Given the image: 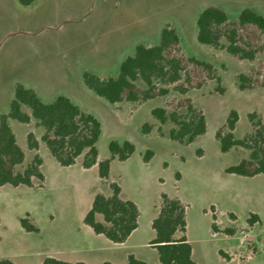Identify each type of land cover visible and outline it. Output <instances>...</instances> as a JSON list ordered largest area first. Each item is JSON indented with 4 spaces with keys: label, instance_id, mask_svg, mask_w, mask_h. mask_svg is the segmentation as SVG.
<instances>
[{
    "label": "rangeland",
    "instance_id": "1",
    "mask_svg": "<svg viewBox=\"0 0 264 264\" xmlns=\"http://www.w3.org/2000/svg\"><path fill=\"white\" fill-rule=\"evenodd\" d=\"M207 7L223 11L228 22L236 21L245 9L264 17V0H35L28 6L0 0V114L8 111L16 84L34 90L47 103L57 95L66 96L99 121L98 160L109 157L111 140L134 145L126 161L112 162L114 181L108 175L101 187L109 189L108 183L115 182L122 195L134 201L141 243L152 232L146 221L157 215L164 193L185 208L184 236L194 262L264 264V174H226L224 169L248 159L249 151L233 147L223 154L215 139L230 111L237 113L236 138L251 130L249 114H256L264 124V89L241 91L237 86L239 74L262 77L264 36L252 28L240 31L258 50L252 61L199 44L196 19ZM166 26L179 36L176 56H193L210 64L213 72L189 64V83L183 75L166 86V95L136 105H111L84 86L83 73L115 77L135 47L157 44ZM186 100L202 112L206 129L191 143L180 145L159 135L158 130L167 133L172 125H161L150 112L164 107L184 114L179 105ZM145 123L151 127L147 135L141 133ZM11 128L25 150V163L35 153L41 157L43 181L41 187H36V180L33 188L0 187V259L41 264L43 257L54 252L109 254L83 223L96 171L95 178L84 176L81 157L72 165L78 168L61 167L42 144L37 151L28 150V131L40 136L34 123L26 126L13 121ZM147 150L152 156L146 165ZM252 214L257 221L249 223ZM25 215L38 232L20 227Z\"/></svg>",
    "mask_w": 264,
    "mask_h": 264
},
{
    "label": "trees",
    "instance_id": "2",
    "mask_svg": "<svg viewBox=\"0 0 264 264\" xmlns=\"http://www.w3.org/2000/svg\"><path fill=\"white\" fill-rule=\"evenodd\" d=\"M16 1L22 6H28L35 0ZM247 28H252L264 36V17L251 9H245L240 12L236 21L228 22L223 11L216 7H207L196 19L195 38L205 47L222 49L230 56L252 61L258 50L240 34V31ZM179 44L180 39L176 31L166 26L160 32L157 44H138L134 53L120 63L115 77H98L83 73V84L111 105L116 106L122 102L136 105L166 95V86L177 83L183 75H187L185 81L189 83L186 71L189 64L213 72L210 64L193 56H187L185 59L176 56ZM237 83L241 91L256 87L264 89V73L260 79L239 74ZM180 91L185 92V89ZM185 103L179 105L185 109L184 114H178L176 110L168 112L164 107H155L150 112L151 117L161 125H172L167 133L158 130L159 135L180 145L191 143L202 136L206 129L202 112L189 100ZM10 120L26 126L34 123V127L40 130L38 138L33 131L26 134L25 143L28 150L37 151L42 144L61 167L72 166L81 157V167L88 169L96 165L98 177L102 180L108 179L111 160L125 161L135 150L129 141L111 140L108 143L109 157L98 160L96 142L101 134V125L92 114L82 110L64 95H57L53 101L47 103L42 101L34 90L16 84L8 111L0 114V187L8 185L13 188H33V180L37 181L36 187H41L43 181L40 170L41 157L35 153L25 163L24 150L17 142L9 124ZM236 121L237 113L230 111L223 126L216 131L215 139L221 153H227L233 147H241L249 151V158L226 167L224 172L241 177L264 174V124L261 118L256 114H249L251 130L241 138L233 135ZM150 132L151 127L143 124L141 133L147 135ZM151 156L152 152L147 150L143 155V162L147 163ZM108 186L110 196L96 193L90 209L83 217V223L93 233L103 235L114 244H121L137 227L138 208L132 201L121 198L117 183L109 182ZM97 216H101L102 221H98ZM254 220L257 221V217L252 214L249 223ZM19 224L25 232H38L28 215L21 218ZM185 227L184 206L178 199L161 193L157 215L151 222L155 237L150 242L156 249L161 264H197L192 260L191 247L184 236ZM211 228L214 229L213 224ZM176 233L180 236L175 237ZM0 264L14 263L10 259L1 258ZM41 264L84 263H71L53 256H45ZM127 264L145 263L128 255Z\"/></svg>",
    "mask_w": 264,
    "mask_h": 264
},
{
    "label": "crops",
    "instance_id": "3",
    "mask_svg": "<svg viewBox=\"0 0 264 264\" xmlns=\"http://www.w3.org/2000/svg\"><path fill=\"white\" fill-rule=\"evenodd\" d=\"M9 124H10V126L13 127V120H10ZM15 136H16V139H17V134L16 133H15ZM17 142H18V139H17ZM18 144L23 149L22 145L19 142H18ZM24 153H25V150H24ZM25 161H26V153H25ZM113 161H115V159L110 161V166H109V179H110V181H114V178H115L112 175V166H111V164H112ZM144 164L147 165V163H144ZM77 165L76 166H70L69 168H78ZM79 167L81 168L80 171L83 173L84 176H87L89 174L90 176L92 175L93 178L96 177L95 178V183H94L93 187L90 188V192H89V194H90L89 195L90 197H88L89 198L88 210H89L90 207H91V204H92L93 197H94V195L96 193H101L105 197H109L111 192H110V190L108 188L101 187V183H102L101 180L102 179H100L98 177L97 167L96 166L92 167L91 169H84V168L81 167V165H79ZM94 170L96 171V176H95ZM33 182L35 184V180H33ZM19 187H21V186H19ZM25 188H27V187H25ZM119 188H120V196H121V198L125 199V200H130V201H132L134 203V201L132 199L124 197L122 195L123 194L122 193V188L120 186H119ZM155 215H156V213H155ZM155 215L153 217H150L146 221V222H148V225L150 227H151V221L153 220V218H155ZM139 216H140V213H139ZM97 220L98 221H102L101 216H97ZM139 234H140V230H138V220H137V227L130 233V235L127 237V239L121 244H114L111 241H109L108 239H106L103 235L95 234L96 235V241L98 243H100L101 246H103V248L109 249V251H110L109 254L100 255L99 252H101V251H97V252L94 251V252H92V254L86 255V254H84L82 252H78V251H73V252L65 251V252H54V253L49 254L48 256H53V257H56V258H58V259H60L62 261L71 262V263H73V262H83L84 264H103L105 262H108V263H111V264H127V256L128 255H132L135 259H137L139 261H142L145 264H161L159 262V260H158L157 251L154 249V247H152L150 245V242L155 237V233H154L153 229H152L151 234L147 237V239L142 241V243L140 242V239L138 237ZM175 237H177V236H175ZM191 257H192V249H191ZM13 263L16 264L15 262H13Z\"/></svg>",
    "mask_w": 264,
    "mask_h": 264
}]
</instances>
